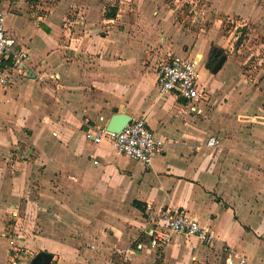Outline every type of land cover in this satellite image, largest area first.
Wrapping results in <instances>:
<instances>
[{"label":"crops","instance_id":"1","mask_svg":"<svg viewBox=\"0 0 264 264\" xmlns=\"http://www.w3.org/2000/svg\"><path fill=\"white\" fill-rule=\"evenodd\" d=\"M38 1L0 0L31 56L0 87V264L41 252L51 264H264V0H200L198 12L175 0ZM234 19L258 46L245 47ZM166 53L199 60L206 100L161 94ZM122 112L165 142L151 166L86 139V124ZM148 205L186 212L212 240L170 232L153 246Z\"/></svg>","mask_w":264,"mask_h":264},{"label":"built area","instance_id":"2","mask_svg":"<svg viewBox=\"0 0 264 264\" xmlns=\"http://www.w3.org/2000/svg\"><path fill=\"white\" fill-rule=\"evenodd\" d=\"M175 1L180 2L182 10L188 5L193 12H196L201 3L200 0ZM5 20L6 15L0 7V87L9 88L20 70L29 69L31 56L29 50L15 36L8 33ZM157 82L161 94H173L190 104L195 105L207 99L205 91L199 85L197 59L171 53L163 54L157 66ZM195 109L196 107H193V110ZM86 125L85 137L88 141L94 144L109 141L118 155L147 166H151L153 159L165 151V142L154 135L145 119L133 120L120 132H111L105 125ZM216 144V138H210L209 147H215ZM19 213V206L13 207L10 211L12 218L19 216ZM144 229L151 237L153 246L165 244L169 240L170 232L196 236L204 241L213 238L205 226L186 212L158 210L153 205L146 208ZM10 243L12 246L15 245L13 240ZM226 264H245V260L229 255Z\"/></svg>","mask_w":264,"mask_h":264},{"label":"water","instance_id":"3","mask_svg":"<svg viewBox=\"0 0 264 264\" xmlns=\"http://www.w3.org/2000/svg\"><path fill=\"white\" fill-rule=\"evenodd\" d=\"M225 56H223L213 67L212 72L217 73L219 72L220 68L222 67ZM133 121L132 116L122 112L114 114L108 124L107 129L111 132H120L122 131L127 125H129ZM53 259V255L47 252H41L37 254L30 264H51Z\"/></svg>","mask_w":264,"mask_h":264},{"label":"rangeland","instance_id":"4","mask_svg":"<svg viewBox=\"0 0 264 264\" xmlns=\"http://www.w3.org/2000/svg\"><path fill=\"white\" fill-rule=\"evenodd\" d=\"M32 1H35V2H37L38 0H32ZM180 3V2H179ZM184 10V9H183ZM197 12H198V10H196ZM185 13H186V15H190V16H188L189 18H191L192 17V15L190 14V11H189V9H186V11H185ZM193 14H195V13H193ZM233 21H237L238 22V20H236V19H234ZM237 22H236V24H233L231 21H229V22H227L226 23V28L228 29L226 32H228L229 30H233L234 29V27L237 25ZM247 24V25H246ZM238 25H239V28H240V30H242V31H240V32H242L241 33V40H244V39H246V44H245V47L248 45V47L249 48H251L252 46H258L259 45V43L257 42V38H252L251 36H249L248 35V33H249V23H246V22H238ZM250 34V33H249ZM248 35V36H247ZM242 49H244V47L242 48ZM258 50V49H257ZM261 50H263V48L262 47H260V51ZM260 51H259V53H260ZM251 62H252V65H254V66H258V60H257V57L254 55V56H252L251 57ZM22 225H23V223H21ZM21 227V226H20ZM21 230H22V228H21ZM20 248V247H19ZM22 256H23V258H22ZM22 256H21V258H20V260L19 261H17V263L18 264H27V263H29L28 262V259L26 260V256H24V254L22 253Z\"/></svg>","mask_w":264,"mask_h":264},{"label":"trees","instance_id":"5","mask_svg":"<svg viewBox=\"0 0 264 264\" xmlns=\"http://www.w3.org/2000/svg\"><path fill=\"white\" fill-rule=\"evenodd\" d=\"M117 13H118V10L116 8H110L106 11L105 17L108 19H114L117 17ZM238 45H239V43H238Z\"/></svg>","mask_w":264,"mask_h":264}]
</instances>
